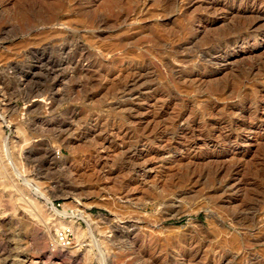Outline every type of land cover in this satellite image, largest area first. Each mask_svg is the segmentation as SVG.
<instances>
[{"label": "rangeland", "instance_id": "rangeland-1", "mask_svg": "<svg viewBox=\"0 0 264 264\" xmlns=\"http://www.w3.org/2000/svg\"><path fill=\"white\" fill-rule=\"evenodd\" d=\"M45 1L0 0V264H264V0Z\"/></svg>", "mask_w": 264, "mask_h": 264}, {"label": "built area", "instance_id": "built-area-1", "mask_svg": "<svg viewBox=\"0 0 264 264\" xmlns=\"http://www.w3.org/2000/svg\"><path fill=\"white\" fill-rule=\"evenodd\" d=\"M73 239V230L71 228H63L56 232L55 243L59 248L68 247Z\"/></svg>", "mask_w": 264, "mask_h": 264}, {"label": "bare ground", "instance_id": "bare-ground-1", "mask_svg": "<svg viewBox=\"0 0 264 264\" xmlns=\"http://www.w3.org/2000/svg\"><path fill=\"white\" fill-rule=\"evenodd\" d=\"M42 1H43V0H42ZM103 1H104V0H103ZM103 1H101V2H103ZM39 2H40V0H39ZM44 2H45V4H46V1H45V0H44ZM99 2H100V1H99ZM29 3H30V2H29ZM51 3H52V2H51ZM25 4H26V3H25ZM42 4H43V3H42ZM47 5H48V4H47ZM101 6H102V5H101ZM103 7L105 8V6H103ZM49 8H50V7H49ZM91 8H92V7H91ZM106 10H107V9H106ZM80 14H81V13H80ZM258 14H259V13H258ZM261 16H262V15H261ZM237 23H238V22H237ZM251 26H252V25H251ZM196 38H197V37H196ZM231 47H232V46H231ZM222 58H223V57H222ZM77 76H78V75H77ZM123 88H124V87H123ZM132 89H133V88H132ZM130 109H131V108H130ZM165 219H166V218H165ZM127 238H128V237H127ZM121 241H122V240H121ZM130 241H131V240H130ZM134 241H135V240H134ZM134 241H133V242H134ZM127 242H128V241H127ZM127 242H126V243H127ZM118 244H119V243H118ZM121 244H122V242H121ZM123 244H124V243H123ZM133 244H135V243H133ZM133 244H132V245H133ZM126 246H127V245H126ZM128 246H129V244H128ZM130 246H131V245H130ZM120 247H121V246H120ZM122 247H123V246H122ZM116 248H119V247L116 246ZM130 248H131V247H130ZM138 248H139V247H138ZM119 249H120V248H119ZM119 249H118V250H119ZM123 249H124V248H123ZM115 250H116V249H115ZM120 250H122V249H120ZM116 251H117V250H116ZM130 251H131V249H130ZM133 251H134V250H133ZM135 251H136V250H135ZM122 252H123V251H122ZM124 252H125V251H124ZM124 252H123V253H124ZM127 252H129V250H128ZM127 254H128V253H127ZM117 256L122 257L123 255H117ZM126 256H127V255H126ZM123 257H124V256H123Z\"/></svg>", "mask_w": 264, "mask_h": 264}]
</instances>
